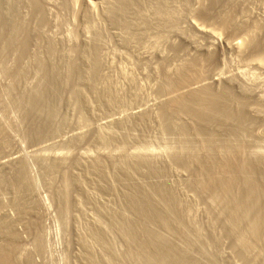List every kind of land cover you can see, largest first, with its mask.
Listing matches in <instances>:
<instances>
[{"label": "rangeland", "instance_id": "rangeland-1", "mask_svg": "<svg viewBox=\"0 0 264 264\" xmlns=\"http://www.w3.org/2000/svg\"><path fill=\"white\" fill-rule=\"evenodd\" d=\"M9 1L13 2L14 0L12 1L9 0ZM87 1L93 3V9L91 10L90 12L91 14H89V16L85 15L86 13L84 9V0H66V1L42 0L41 1L45 4V6L47 5L46 6V9L48 10L47 18H49L48 22L50 21L46 31L47 33L45 32V34L48 35L49 39H54V41H57L56 44H58L59 50H61L60 53H58L59 54L58 59L61 60L63 64L64 62L65 64L67 63V65H69V63L75 64V65L71 64L73 67L70 65L71 67L69 66L67 70L69 71L70 68L72 69V71L70 70L71 72L70 76H72L73 71L74 72L76 71L74 75L77 73V70L74 69H76L75 67L76 66L78 67L79 64H80L79 68L83 70L85 75V76L83 75V77L82 76L80 77V79L82 78L81 80H78L77 77H74V75L70 77L69 80H66L67 78L66 76L68 75L63 76L64 81L59 83L61 85V88L60 85L57 86L58 88H60V91H57V93H59L61 97L56 94L57 95L56 100L58 103H56L55 101L56 104L54 103L52 107L53 109H51L52 112L50 111L53 115L50 112L45 115L39 113V115H42L44 117L43 118L44 122L42 121V118L41 119L39 118L41 122H43V125L45 123L44 126H46L47 124L48 128H50L48 129L46 127L48 129V130L46 129L48 131L47 132L45 130V127H43V131H44L43 135L45 134L44 136L42 135L40 138L33 140V137L30 135L29 132L30 127L26 122L27 120L25 119L23 110L18 109L20 108L21 104L19 103V107L18 104L16 106V103H18L16 101L19 99L18 98L19 91L16 95V93L13 91H17V89L12 91L11 86L10 87L7 86L10 85V81L6 77V74H3L4 72V69L2 67L3 63L0 64V70L3 71V72L0 71V75H1L0 84H3L0 85V89L1 91L4 92V94L2 93V95L4 96L6 95L5 96L6 98L5 97L4 98L6 100H9L6 101L7 103H5V105H7L9 102L8 104L9 109H7L8 107L3 108L2 104L0 106V125L4 128L6 133V138L3 144V154L0 158V172L1 171L4 172V173L2 172L0 173V180H1L0 190L3 189V191H5V192L2 191L1 196L3 197L4 194L5 195L7 194L8 198L9 197L13 198L11 196L12 195L11 193H13L12 182L15 181L16 177L14 174H16L17 169L21 165L24 167L25 175L27 176L26 179H28L25 180V183L28 181L30 183L28 185H31V186H27L26 195L24 194L23 195L24 197H21L23 198L21 202H23L24 207L26 208L28 206V209L27 208L24 209L25 214H23V216L22 214L21 215L19 214V216H17L19 212H17V214L15 213L17 217L15 216V214L14 215L11 214V212L16 209L13 208L14 207L13 199L11 198H9L10 200L8 199L10 203L12 201L10 205V203L6 204L8 201H5L7 200L5 195L3 199L0 197L2 200L5 199L4 200L5 205L2 203V200L0 199L1 204L4 205V209L1 210L2 212L0 211V219L3 221L2 222L0 220L1 226L4 224V222L7 223L6 219H8V222L10 221L12 223L15 221L13 224L14 225L16 224L15 225L16 227L15 226L14 227L16 230L20 232L19 233L17 231L18 234L19 235L21 234L20 235L21 237L25 236V238L22 237L25 240L22 239L20 243L18 242V246L22 245L21 246L22 248H19L18 250L20 252L21 251L24 252V253L23 252L20 253V258L21 256L23 257L22 260L20 259L19 262L21 264L26 263L24 260L28 256L30 260H32V258H36V260L39 262L38 263L35 259H33L34 261H36L34 262L36 264H41V263L42 264H95V263L96 264H123V263L138 264L139 262L138 261L135 262L136 260L132 259L131 256H134V253L137 250H140L139 252H141L143 250L142 246H140V244H138V246H134V244L137 245L136 242L138 241H135L134 238L129 237V234L126 233L127 231L119 230V229H126L125 228L126 226H124L122 222V219L125 216H126L125 218H131V219L135 217L134 215L133 216L131 215L132 214L131 212H130L131 214L125 213V210H127V208L124 206L125 203L123 196L126 193L125 191H127V189L123 185L121 179L119 178H122L125 174L128 173L127 176L125 175L124 177H128V176L134 177L135 180L136 179L139 180V181L137 180L139 184H142L143 186L149 185L148 187L147 186L145 187L146 190H149V193L152 194L153 191H152V187L150 186V183L146 180V178H144L145 177L143 176L144 174L141 173L147 174L148 170L152 171L153 170L152 167H154L153 170L154 172L156 169V173L158 172L160 174L161 173L166 174L167 180L172 181V182L171 181L168 182L169 183L171 182L172 186L176 188L175 189L173 187L176 190L179 199L183 198L182 199L183 201L182 200L181 201L183 203H185L186 201L187 203V204L185 203V205L186 208L189 209L187 210V212L188 213L190 212V215L187 213L188 219L187 218L186 219L187 220L190 219L189 221L191 222L193 218L192 221V223L194 222L193 224L186 223L185 225L189 226L186 228L184 223L180 222L181 220L180 221L178 220L179 218H177V216L175 215L173 216H175L174 218L175 220L178 221L176 222L179 226L182 227L183 225V227L187 229V231H185L186 230L185 228L183 230V227L181 229L182 231H185V235H187V237L194 236L191 239L192 240L191 242H195L193 243V245L195 244V246L193 247L190 246L192 247L190 249L195 253V254L193 253L192 255L195 256L193 260H195L196 263L198 264H203V263L204 264H208V263L209 264L212 263L213 264H264V224L261 221V219L263 220L264 217L260 219L261 226H263L261 227L263 230V231L261 230L262 235H260L262 237V241L260 237L259 240L260 243L258 242L256 244L257 246L253 244V247L255 246L254 250L251 247L252 241H249L250 243L249 247L251 248L246 249V247H244L241 241L242 238L239 239V236H241L239 234L241 233L239 232L235 233L234 231L235 233L234 234L230 230V228H228L230 227L229 225L231 224H229V221L226 220L227 217H224L223 220V216L226 215H224V212H221L222 208L220 209V206H216V203L209 200L207 201L205 197L202 198L200 195L199 196L201 199H199L198 194H196L194 190L190 189V186H188L187 183V179H189L191 174L189 175L190 172L186 171L187 170L185 169L186 167L185 168L183 167V164H185L186 162H193L196 161L197 159L199 160L201 159L203 161L207 158V159H215V160L217 159L218 161L217 156H219V160L221 158L223 160V159H227L228 157L234 156V159L238 158L239 160L238 159L236 160H238L239 162H242L244 160L248 161L247 164L250 163L251 164L250 166H252V168L257 167L258 170L264 169V162H263L264 161V105H263L264 104V97H263L264 96V47H263L264 44H260L259 47L257 46L258 49L254 48V50L257 49V51L259 52L255 50V52L252 53L253 50L248 47L250 46L248 43L252 42V41L250 42V40H252V37L254 36L251 35L252 34L251 31L249 32L238 31V34L236 32L234 36L232 35V37L230 36L228 38H226V36L223 34L225 37L221 35V37L219 36V38L215 40L213 39L211 40V38L207 36L205 37L204 34L199 35L200 33L196 31L198 28L199 29L204 28V30L206 29V31L217 30L216 32L223 33L219 25L221 26V24H223L220 22L221 18L223 19L222 21L225 22V17L223 18V16L225 15L223 14L227 12H229L230 15H233L234 18L237 17L236 18L237 21L240 22L241 21L243 22L245 20L243 19L244 17L247 18L244 22L247 24L249 29L252 27L254 28L256 27L259 30L260 29L263 30L264 0H229V2L228 0H217V1L187 0L186 2L185 0H169V1L166 0V3H169V5L165 4L164 0H162L164 4H162L163 2L160 1L162 2L161 6L165 5L166 7L165 9H167L166 12L168 14L170 13L169 17L170 18L173 17V19H170L173 22L168 20L169 18L168 16L163 17L164 14L162 18L157 17V15H155L156 12L154 13V11H155V7L157 6L154 5L156 4L155 0L154 1L146 0V3L145 0L144 1L140 0L141 8H139L140 9L139 11L142 15L136 14L138 8L137 9L133 8L134 9L133 11L134 12L136 11V13L131 15L132 16L137 15V17L141 16L142 18L144 17V19H146L144 20V23L148 21V23H150L151 26L148 24L147 29L143 28L144 30L141 29L142 31L141 30L138 31V29H140L139 27L142 28L143 26L144 27L146 26L144 25L143 20L141 18H137L136 16H134L135 19L138 20V23L142 22L141 24L142 26H140L139 24L138 29L136 27L135 29L133 28L131 31L133 33L131 37L127 34L128 32L125 29L121 28L116 24L115 26H113L114 23L111 22L110 19L108 20L107 13L105 11L106 8L104 9L105 1L102 0H87ZM39 2H40L39 0H30L29 4H26L22 8V15L24 16L25 20L27 22H30L31 24L34 21L33 7ZM220 2H222L224 6H221L222 4H220ZM144 3L147 5H145ZM214 3L215 4L217 3V5L220 4L219 5L220 7L217 5L213 7L212 5ZM64 4L65 6H63ZM149 4L152 5L149 7ZM151 7L153 9H151ZM202 8L204 11H208V12L211 11L209 15L206 16L204 15L205 16L204 17L203 14L200 13L203 12ZM208 8L209 10H207ZM104 13L106 14L107 17L105 16ZM219 14L221 15V17ZM239 16L241 17L243 16L242 17L243 20H241V17L239 19ZM209 17L210 19H208ZM140 19L142 21H139ZM157 22L158 23L161 22V23L158 24ZM123 32L124 34H122ZM194 36H195V40L193 42L192 38L194 39ZM97 42L99 43V45ZM94 43H96L98 47ZM232 45L234 46L236 45L237 48L232 47ZM93 46L97 47V49L99 50L98 55H100V57L98 55L97 56L99 57L98 58V60L100 61L99 63H101L99 72L102 77V79H100V81L102 80L101 81L102 83H100L99 81L98 86L96 88L98 89V92L100 93L102 92V97H99L98 93L96 94V92L92 90L91 85H89L88 83V76H87L88 74L87 71L89 69L88 67H90L91 63L94 60V59L92 60V58H95L94 55L91 56L92 55L91 50H93L94 48ZM198 46H200L201 49ZM208 53L211 55L213 54V59H216V61L213 63V67L211 68L207 67L210 70L207 69L208 73H206V77H204V81H202V84L200 83V85L199 84L194 85L192 86V88L193 87L197 88L200 87L201 85L202 86L208 85L214 87L215 89H218L221 87L222 88L226 87L228 85L230 89L231 88L234 89V90L232 89V92L236 96L240 95L241 97L239 98L243 99L245 94L244 96H242L243 93L239 89L242 86L245 88L247 87V89L248 87L250 88L249 89L250 94L249 95L246 94L247 98L246 99L244 98V100L249 101L253 96L252 98L253 100L251 99L252 102L251 100L249 101L250 103L253 104V105L251 104L252 105L251 108H253L251 110L253 111H250L252 114L250 112L249 114H250V119L253 118L254 119L250 127L247 126L246 127L247 129L244 128L245 133L242 132L244 133L243 135H245V137L247 136L246 139L243 136L244 138L242 141L244 143L242 141L240 142L239 140L238 142L233 141L235 143L232 145L231 143L233 142L229 143L232 147L234 145L235 148L238 149L237 150L234 147L233 149H230L229 148L230 145L227 144L226 146L225 145L226 142L222 141L223 144L222 145L218 144L219 146L217 147H221V146L224 147L225 145L229 149V151H227L228 149L224 150L226 147L224 149L223 148L221 149L222 151L223 150L226 151V153L221 152L220 148L219 150L217 149L219 152L223 153V155L221 154L217 155L219 153L217 152L216 149L213 150V153L207 151L206 149H204L203 145H201V143H199L198 141H195L197 143L190 145L191 147L190 149L189 145H186V143L183 140L181 139L177 140V137L175 138L173 136H170L168 133L164 131L165 128H163V126L166 127V125L168 124H165L167 123V119L165 118V115H163V117L161 116V114H163L162 109L164 108V104L168 103L173 98L172 96H174L173 94L174 92L171 93V91H168L169 92L168 93L164 90L165 88L164 85L166 83L164 81L165 74L163 76V72L167 68H168L167 70H170L169 72L171 71L174 72L177 69H179V67H181L185 62H187L188 59L192 60L194 59V57L197 58L199 56L206 57ZM76 61L78 62L76 63ZM1 62L2 61L0 60V63ZM229 77L230 78L232 77L231 80L233 79L234 81L232 83L235 84H230L228 82V80L230 81ZM235 80L239 83H236ZM245 81L248 83V85ZM34 83L36 84V80L34 78L28 79V82L26 80L25 83L21 81L20 84L18 85L19 86L18 89L22 91L24 90V88L26 89H29V87L33 88L35 85ZM25 85H27V87H25ZM107 89L108 91L106 92ZM237 89L240 91H238ZM5 90L7 93H5ZM8 90L10 92H8ZM182 90H180L181 93ZM186 90L188 89L186 88ZM186 90H184L183 92L185 93ZM235 92L238 93L236 94ZM110 93L112 94V96ZM103 94L105 97L103 96ZM12 97L14 98V100ZM12 101H14V104H12ZM21 107L23 106L21 105ZM15 108L17 111L15 110ZM6 110H8L7 112L10 113L5 112ZM53 110L55 111L56 116ZM258 110L263 111V113H261L262 111L260 112L262 116H259L260 114L258 113L259 112ZM36 113L37 112H35V114ZM49 114H51V116ZM39 115H37V117ZM177 118L178 117L175 118L176 119L175 121V119L172 120L173 119L172 117L171 121L172 122L175 121L178 123L175 124L174 122L175 125L183 124L186 128L187 126H189L188 129H190L189 122H187L185 118L182 117L183 121H181V117L178 118L179 122L177 121ZM45 119L46 121L49 120L48 121L49 123L45 122ZM127 121H129V123ZM254 123L256 125L259 124L260 126L259 125L256 126ZM50 124L52 126H50ZM247 133L248 134L250 133L252 136H250V134L248 135ZM248 136H250L249 138L251 139V142L252 143L254 142L253 144H251ZM169 139H171V141L174 140L172 141L174 144L173 146L171 141L167 142L169 141ZM247 139L249 141H246ZM169 143H171L170 146ZM181 143H182V149L180 147ZM194 145L196 146V148H193L195 147ZM190 150L192 151L188 152ZM215 150L217 154L214 153ZM205 151H207V153ZM230 151L232 154H230ZM200 152L201 153L203 152L202 154L203 158H201L202 155ZM178 154L180 156L182 155L183 156L178 157ZM206 154L209 155V158ZM214 154H216L217 158H215ZM226 154L228 155L230 154V155L225 156ZM197 155L199 157H197ZM242 155L244 158L242 157ZM188 157L190 158L187 160L186 158ZM195 157H197L196 160ZM175 158L176 160L180 158L181 161L180 160L176 161ZM190 159H192V161ZM137 160L140 162H138ZM149 163L151 166L149 165ZM153 164L155 165L153 166ZM258 164H260L261 166ZM137 165L138 168L136 169ZM142 165H144L143 167H145L146 165L148 166H146L143 169ZM158 165L160 167H158ZM100 167L103 168L105 172L100 171L101 170ZM139 171L141 173H139ZM103 172L105 175L103 174ZM4 175L7 176L9 179L7 177H4ZM10 179L12 180V182ZM3 181L4 182L6 181V183L4 184ZM143 181L145 182V184ZM6 184L9 185V186L7 185L9 191L6 190L7 189ZM1 185L6 189L2 188ZM109 187L110 188L112 187L113 189L112 188L109 189ZM149 187L151 188L147 189ZM193 191L195 194L193 193ZM184 192L187 194V196L186 194L184 195ZM154 198H156L158 201L156 195ZM203 199H205L206 202H204L205 200ZM24 202H26L27 205H25ZM209 202L212 203L210 204ZM212 204L214 206H212ZM216 207L218 211L215 209ZM118 208L119 209L122 208L121 210L124 212L121 213ZM212 208L215 209L216 212ZM116 211L118 214L120 213V215H116L117 214ZM194 214H196L198 217L197 216L195 217ZM262 216H264V214ZM205 217L207 221L204 219ZM21 219L23 222H21ZM117 219H120V221L119 220L117 221ZM27 220L29 223L32 224V226L27 222ZM213 221H215L216 223L215 222L213 223ZM179 222L182 224H180ZM20 224H22V226L24 225L23 228L27 227L28 224V228H27L28 231H29V225L32 228H34L33 227L34 224L36 229L34 228L35 229V230L33 229L34 231H30L29 234H27L25 232L26 229H22V226L20 227ZM194 224L195 225L204 224L205 226L203 225H200V227L199 225L196 226L198 227L199 231L205 230L204 232L206 235L202 233L201 236L200 233L202 231H200L199 233L200 237H199L197 233L198 230H196L197 228ZM210 224H214V225H210ZM18 226L19 228L22 229V230L20 229L21 231L18 229ZM206 226H208L209 228H207ZM213 226L217 228L211 229ZM111 227L113 230L111 229ZM194 227L195 229H193ZM36 230L38 232H36ZM209 230L213 231V233L209 232ZM95 231H97V233ZM22 232L26 233L27 235L26 234L24 235ZM99 233H101V235ZM124 233H126L127 235H125ZM168 234L166 236H168ZM236 234L238 236H236ZM28 235L31 238L28 237ZM169 235L172 237L171 239L173 240L175 239L173 238L174 236H172L171 234ZM33 236L37 239L33 240L34 238ZM203 236L209 238L204 237V240L206 239L204 241L201 239ZM210 237H212V239ZM216 237H218L220 243L222 242L221 244L219 243ZM127 238L130 239L132 238V239L130 241ZM125 239L129 240L127 241L129 243H127ZM37 240H39L38 244L40 243L39 244L40 247L37 246L36 248L35 246H33L34 245L33 242L35 241L34 243H37ZM132 240L135 242H133ZM207 240L209 242H206ZM4 241H5L4 237L0 235V245H3L5 243ZM176 241L180 245L184 244V242L182 241H180L181 243H179L178 239ZM176 241L174 240V243ZM213 242H214V246H212ZM132 243L134 247L130 245ZM217 244H219V246ZM129 246L132 249L129 248ZM187 246L184 247L186 248ZM217 246L218 248L220 247L218 251H216L218 249ZM139 247H141L142 250ZM242 247L244 249H242ZM181 249H183V247ZM187 249L190 251L189 247ZM187 249L185 250L186 252L188 251ZM213 250L215 253L213 252ZM34 252L35 253L38 252V253L35 254ZM130 252H134V253L132 254ZM217 252H220V254L219 253L217 254ZM127 253L128 255L129 253L130 255L131 254L132 255L128 256ZM33 254L34 256L35 255L36 256L31 257V255ZM112 254L114 255L115 258L112 257ZM24 255H26V257H24ZM188 255L192 257L191 254ZM199 255L200 257H198ZM204 257L207 259H205ZM197 258L199 261L197 260Z\"/></svg>", "mask_w": 264, "mask_h": 264}, {"label": "bare ground", "instance_id": "bare-ground-1", "mask_svg": "<svg viewBox=\"0 0 264 264\" xmlns=\"http://www.w3.org/2000/svg\"><path fill=\"white\" fill-rule=\"evenodd\" d=\"M39 1L40 2L37 3L33 7V9H34V21L31 24L30 22H27L25 20L24 16L22 15V8L26 4H29L30 0H14L13 2H10L9 0H0V60L2 61L0 64L3 63L2 67H3L5 73L2 70H0V71H2L3 74H6V77L10 81V85H7V86H9V87L11 86L12 91L17 89V91H13V92L16 93V95H17V93L19 91V94H18V98L19 99L16 101L18 103H16V102L15 103H16V106L18 104V107H19V103L23 106V107H21V105H20V108H18V109L23 110V113L25 115V119L27 120L26 122H27V124L30 127L29 128L30 129L29 132H30V135L33 137V140L34 139H37V138H40L43 135V133H44L43 127H45V130L48 128V125L47 124H46V126H44L45 123L43 125V122H44L43 118L44 117L42 115H39V113L45 115V114L49 113L50 111L52 112L51 109H53L52 107H53L55 101H56V103H58L57 100H56V98H57L56 96L57 95L60 96L59 93H57V91H60V88H61V85L59 83L62 82V81H64L63 80V76L68 75V76H66L67 78L66 77H64V78H66V80H69V78L72 77L74 75V73L76 72V71L75 72L73 71L72 76H70V73H71L70 70L72 71V69L70 68L69 71H67V70H68L69 66L72 63H69V65H67V63L65 64V62H64V64H63V62L58 59V55H59L58 53H60L61 50H59L58 44H56L57 41H54V39H49L48 35L45 34V32L47 31L49 22H50V21L48 22V19L49 18H47L48 17L47 16V11L48 10L46 9V6L47 5L45 6V4L43 2H41L42 0H39ZM102 1H105L104 2V4H105L104 9L106 8L105 11L107 13L108 20L110 19V21L114 23V25L112 23L111 24L113 26H115V24H116V25L120 26L121 28L125 29L128 32L127 34L130 37L133 34L131 32L133 28L135 29V27H136L138 29V25L139 24H140V26H142L141 25L142 22L141 23H138V20H136L135 17H134V16L137 17V15L132 16L133 14L136 13V11L135 12L133 11L134 10L133 8H136V9L138 8L136 14H139V15L141 14L140 11H139L140 10L139 8H141L140 0H102ZM148 1H151V0H148ZM155 1H156L155 2L156 4H154V2H153L154 5H157V6L160 5L158 7L157 6L155 7V11H154V13L156 12L155 15H157V17H161L162 18L163 14H164L163 17H165V16H168L169 17V14L170 13L168 14L166 12L167 9H165L166 8L165 5L161 6V3L163 1L162 0H155ZM160 1H162V2H160ZM164 1H165V4L169 5V3H166V0H164ZM186 1L187 0H185V2ZM216 1H214V2H216ZM228 2H229V0H228ZM145 3H146V0H145ZM173 3H174V1H173ZM65 4H66V2H65ZM65 4L63 6H65ZM162 4H164V2ZM220 4H222V2H220ZM223 4H224V1H223ZM223 4L221 6H224ZM145 5H147V4H145ZM151 5L149 4V7ZM215 5H217V3L216 4L214 3L212 6L215 7ZM219 5H217V6H219ZM204 7H207V6H204ZM144 8H142V9H144ZM84 9H85V13H86L85 15L89 16V14H91L90 13L91 10L93 9V3H91L90 1H87V0H84ZM151 9H153V8L151 7ZM202 10H203V8H202ZM207 10H209V8ZM210 12L203 10V12H200V13L203 14V16L204 15L206 16V15H209ZM224 13H225V11H224ZM233 13H235V12H233ZM223 15H225V16H223V18L225 17V22L222 21L223 19L221 18V21L220 22L223 23V24H221V26L219 25V27H221L223 33L220 32L221 33L220 34V33L216 32L217 30H212V31L211 30H208V31H206V29L204 30V28L203 29L202 28H200V29L198 28L196 30V31H198L200 33V34L199 33L198 34L199 35H201V34L203 35L204 34L205 37L207 36V37L211 38V40L212 39L215 40V39L219 38V36L221 37V35H223V34L226 36V38H228L230 36L232 37V35L234 36V34H236V32L238 34V31H244V32L251 31L252 32L251 35H254V36L252 37V40H250V42L251 41L252 42L251 43H248L250 45L248 47L253 50V51L251 50L252 53L255 52V50L257 51V49H258V47H259L260 44H264V29L263 30H261V29L259 30L256 27L255 28L252 27V28L249 29V27L247 26V24L244 22L247 19L245 17L243 18L245 20L243 22L242 21L240 22V21H237V19H236L237 17L234 18V16L233 15H230L229 12H227V13H225ZM105 16H106V14H105ZM244 16H245V13H244ZM220 17H221V15H220ZM240 17L241 16H239V19H240ZM242 17H241V20H243ZM137 18H141L143 20V23H144V20H146V19H144V17L142 18L141 16H138ZM141 19L139 21H142ZM156 19H158V18H156ZM170 19H173V17H171V18L169 17L168 18V20H170ZM208 19H210V17ZM159 20H160V18H159ZM149 22H151V21H149ZM166 22H169V21H166ZM171 22H173V21H171ZM159 23H161V22H159ZM148 24L150 25V23H148V21L145 22L144 25L146 27H144V26L142 28L139 27L140 29H138V31L141 30V29H143V28H146L147 29ZM122 34H124V32ZM196 36H197V34H196ZM46 39H48V40H46ZM204 39H206V38H204ZM192 40L194 42L195 36H194V39L192 38ZM94 44H96V43H94ZM98 45H99V43H98ZM98 45H97V47H98ZM100 46H102V45H100ZM93 47H92L93 50H91L92 51L91 52L92 53L91 56L94 55L95 58H92V60L93 59L94 60H93L92 63L90 62L91 65H90V67H88L89 68L88 71H87V73H88L87 74V76H88V83H89V85H91L92 90L94 92H96V94L98 93L99 97H102V92L101 93L98 92V89L96 88L98 86V83H99L100 79H102L101 74L99 72L100 71V64L101 63H99L100 61L98 60V58L100 57V55H98V51L99 50L97 49V47L96 46H93ZM198 47H200V46H198ZM232 47H236V45L235 46L232 45ZM99 48H101V47H99ZM244 48H246V47H244ZM254 48H257V49L254 50ZM200 49H201V47H200ZM204 51H205V49H204ZM177 52H179V51H177ZM200 52H201V50H200ZM257 52H259V51H257ZM207 55H210V56H207ZM207 55H206V57H203V56H199L197 58L194 57V59H192V60L188 59L189 61L187 60V62H185L181 67H179V69H177L174 72H172V71L169 72L170 70H167L168 68L164 71L165 73L162 71L163 72V76L165 74V76H164V79L165 80L164 81H165L166 84L164 85L165 88L164 87H161V88H164V90L166 92H168V91H171V93L174 92L173 93L174 96H172L173 97L172 99L170 98L171 100L169 99L170 101L168 103L164 104V108L162 109L163 114H161V116L163 117V115H165V118L167 119V123H165V122L164 123L165 124H168V125H166V127H164L163 125H161V126H163V128H165L164 131L166 133H168L170 136H173L175 138L177 137V140L178 139L183 140L186 143V145H189V147H190V145H193V144L197 143L195 141H198L199 143H201V145H203L204 149H206L207 151H210V152L213 153V150L214 149H216V150L218 149L219 150V148H220V151L221 152H225L226 153V151H224V150H227L228 149V147H226L227 144H229V143H231L233 141H237L238 142V140L241 142L243 140V138L245 137V135H243L245 133L244 128H246L247 126L250 127L251 124L253 123V119L254 118L253 119H250V114H249L250 111H253V110H251V109H253V108H251L253 104L249 102L253 98V96L251 97V99L249 101L244 100V98L245 99L247 98L246 94H248V95L250 94L249 93L250 92L249 91L250 88L248 87V89H247V87L245 88V87H242V86L239 89L243 93L242 96H244V94L246 96V97L244 96L243 99L242 98H239V97H241L240 95L236 96L232 92V89L233 88L230 89V87H228V85L226 87H223V88L221 87V88H218V89H215L214 87H211V86H208V85H206V86L205 85L204 86L201 85L200 87H197V88H194L193 87L192 88V86H194V85H198V84L200 85V83L202 84V81H204V77H206V73H208V71H207L208 68L207 67H209V68L213 67V63L216 61V59H213V54L211 55V54L208 53ZM214 58H215V55H214ZM60 59H62V58H60ZM77 62L78 61H76V63ZM163 64H164V62H163ZM72 65H75V64L73 63ZM76 65H78V64H76ZM79 65H78V67L77 66L75 67L76 69H74V70H77V73L75 74L76 76L74 75V77H77L78 80H81L82 78L80 79V77L81 76L83 77L84 72H83V70H81V68H79ZM208 70H210V69H208ZM66 72H67V74H66ZM0 77H1V75H0ZM31 78H34L36 80V84L34 83L35 85H34L33 88H31V87H29V89L24 88V90H22V91L18 89V87H19L18 85L20 84L21 81H23L25 83L26 80L28 82V79H31ZM231 78H230V81L228 80V82L230 84H235V83H232L234 81H233V79L231 80ZM235 78H236V76H235ZM29 81H31V80H29ZM32 81H33V79H32ZM101 81H100V83H102ZM245 82H244V84H245ZM236 83H239V82L236 81ZM230 84H229V86H230ZM0 85H3V84H0ZM30 85H32V84H30ZM58 85H60V88L57 87ZM247 85H248V83H247ZM252 85H253V83H252ZM25 87H27V85H25ZM1 88H2V86H1ZM183 88H185V89H183ZM186 88L188 90H186ZM180 90H182V93L180 92ZM184 90H186L185 93L183 92ZM240 90H238V91H240ZM107 91H108V89L106 90V92ZM8 92H10V91L8 90ZM106 92H104V93H106ZM2 93L4 94V92L1 91V89H0V106L2 104V107L3 108H5V107L7 108L9 106L8 105L9 102H8L7 105H5V103H7L6 101H9V100H6L5 99L6 98L5 97L6 95L4 96V95H2ZM5 93H7L6 90H5ZM60 94H61V92H60ZM2 96H3V98L4 97L5 98L3 99ZM103 96H104V94H103ZM111 96H112V94H111ZM108 99H109V97H108ZM261 99H262V97H261ZM13 100H14V98H13ZM252 100H251V102H252ZM12 104H14V101H12ZM7 109H9V107ZM259 109H260V107H259ZM15 110H16V108H15ZM7 111L8 110H6L5 112H7ZM261 111L262 110H260L258 113L260 114ZM35 112H37L36 114L39 115L40 117L39 116L37 117V115L35 114ZM53 112L55 113L54 110H53ZM7 113H10V112H7ZM261 113H263V111ZM51 114H49V115L51 116ZM14 115H15V113H14ZM49 115H47V116H49ZM55 116H56V113H55ZM259 116H262V114H260ZM172 117H173V119H172ZM176 117H178V118L181 117V121H183L182 119L185 118L187 120V122H189L190 129H188L189 126H187V128H186L183 124L175 125V124H178L177 122H175L176 121V119H175ZM37 118L38 119L39 118L40 119L42 118V121L43 122H41V120L40 119L38 120ZM178 118H177V121H178ZM251 118H252V116H251ZM48 119H50V118H48ZM143 119H144V117H143ZM171 119L172 120L175 119V121L172 122ZM251 120H252V122H251ZM255 120H254V122H255ZM48 121H46V119H45V122L49 123ZM257 121H259V120H257ZM127 122L129 123V121H127ZM145 122H146V120H145ZM174 122H175V124H174ZM258 125H256V126H258ZM50 126H52V125L50 124ZM121 128H122V126H121ZM48 129H50V128H48ZM160 129H161V127H160ZM252 130H254V129H252ZM242 132H244V133H242ZM163 134H164V132H163ZM165 136H167V135H165ZM250 136H252V135L250 134ZM250 136H248V138ZM32 137H31V139H32ZM168 137H167V139H168ZM246 137H245V139H246ZM5 138H6L5 130L0 125V158H1L2 154H3V144H4V141H5ZM177 140H175V141H177ZM181 140H180V142H181ZM170 141H171V139H169V141H167V142H170ZM172 141H174V140H172ZM222 141H225L226 142V144H225L226 146L224 145V147H222V146L221 147H217L220 144L221 145L223 144ZM246 141H249V140L247 139ZM250 142H251V139H250ZM234 143L235 142L231 143V145L234 144ZM253 143L251 142V144H253ZM170 144L171 143H169V146H170ZM173 145L174 144L172 142V146ZM186 145H184V146H186ZM231 145L229 147L230 149H233V147L235 148L234 145H233V147ZM259 145H260V143H259ZM180 147L182 149V143H181V146ZM193 148H196V146L193 147ZM222 148L223 149L225 148V149L222 151L221 150ZM185 149H187V148H185ZM190 149H191V147H190ZM198 149H199V147H198ZM198 149H195V150H198ZM235 149H237V148H235ZM192 150H190L188 152H191ZM203 150H201V151H203ZM216 150L214 151V153L217 154V152H218L219 154H217V155H220V154L223 155V153L219 152L218 150L216 152ZM239 150H240V148H239ZM207 151H205V152L207 153ZM227 151H229V149ZM210 152H209V154H210ZM235 152H233V153H235ZM179 154H178V157H182L183 156V155L180 156ZM202 154H203V152L201 153V155ZM216 154H214V155H215V158L218 157V161H217V159L215 160V159H207V158L202 161L201 159L200 160L197 159V157H199L197 155V157H195V160L197 159L196 161H193V162H186L185 161L186 162L185 164H183L184 162L181 163V164H183V167L184 168L186 167L185 168V169H187L186 171H189L190 172V173L189 172H187V173H189V175L191 174L190 177H189V179H187L188 186H190V189L194 190L195 193L198 194V196L200 195L202 198L205 197V199L207 201L208 200L209 201H212V202L216 203V206H220V209L222 208L221 212H224V215H226V216H223V220H224V217H227L226 220H228L229 221V224H231V225H229L230 227H228V228H230V230L233 233H234V231H235V233L236 232L241 233L239 235H241L243 237L239 236V239L242 238L241 241H242L244 247H246V249L252 247L253 250H254L255 246H257L256 244L260 240V237H261L260 235H262L261 234V230H262L261 227H263V226H261L260 219L262 217H264V216H262L264 214V169H259L258 170L257 167H253L254 168L253 169L252 166H250L251 165L250 163L247 164L248 161H245L243 159L244 161L239 162L238 161L239 160L238 158H236L238 160L234 159V156H233L234 154L231 155L233 157H228V158L226 157L227 159H223V160L221 158L220 159L221 161H220L219 160V156L216 157ZM230 154H232L231 151H230ZM243 154H244V152H243ZM229 155L226 154L225 156H229ZM207 156L209 158V155H207ZM237 156H239V155H237ZM204 157H205V154H204ZM212 157H214V156H212ZM242 157H243V155H242ZM184 158H182V159H184ZM189 158L190 157H188L186 159L188 160ZM201 158H203V155H202ZM250 158H249V160H250ZM138 160H141V159H138ZM142 160H144V159H142ZM175 160H176V158H175ZM177 160H180V158H178ZM190 160L192 161V159H190ZM138 162H140V161H138ZM136 163H135V165H136ZM151 163H152V161H151ZM138 164H140V163H138ZM147 164H148V162H147ZM254 164H253V166H254ZM135 165H134V168H135ZM149 165H150V163H149ZM154 165L155 164H153V166ZM258 165H260V164H258ZM143 166L144 165H142V167ZM146 166H148V165H146ZM132 167H133V165H132ZM142 167H140V168H142ZM145 167H143V169ZM158 167H160V166L158 165ZM137 168H138V165H137L136 169ZM152 168L154 170V167H152ZM149 169H151V168H149ZM153 170L152 171H149L148 170V173L146 172L147 174L141 173L140 171H139V173L144 174L143 175V176H145L144 178H146V180L150 183V186L152 187V191H153L152 194H155L157 196L158 201H157L156 198H154L155 195H152L151 193H149V190H146V187L145 186H147V185L143 186L142 184H139V182H138L139 180L138 179L135 180L134 177H129V176L128 177H124L125 175L127 176L128 173L125 174V172H124L125 175L122 178H119V179H121L123 185L127 189V191H125L126 193L124 194L123 198H124V203H125L124 206L127 208V210L129 212L127 210H125V213L126 214L127 213H129V214L132 213L131 215L132 216L134 215L136 217V218L135 217L134 218L132 217L133 219H131V218H125L126 217L125 216L122 219V222H123L124 226H126L125 228L127 230L126 229H119V230H125V231H127L126 233L129 234V237H132V238H134L135 241H138V242H136L137 245L134 244V246H138V244H140V246H142V248L144 250V252H143L142 248L139 247L142 250L141 252H139L140 250H137L136 249L137 251L135 250L136 251L135 253L134 252H130L132 254L134 253V256H131L132 254L130 255V253H129V255L132 257V259H135L136 260V261L135 260H132V261H135V262L138 261L141 264H191V263L192 264H198V263L195 262V260H193L195 258V256L192 255L194 252L191 251V249H190L193 246H195V244L193 245V243H195V242H191L192 241L191 239L194 236L193 237H187V235H185V231H187L186 228L189 227V226H186L185 224L186 223H192V221H193V218H192L191 222L189 221L190 219L187 220L188 219V216H187V213L188 212H187V210H189V209L186 208V205H185L186 201H185V203H183L182 202L183 201L182 200L183 198L180 197L181 199H179V196H177V192L175 190L176 188L174 186H172V184H171L172 181L171 180H167L166 174H163V173L160 174L158 172L156 173V169H155V172ZM164 170H166V169H164ZM175 170H176V168H175ZM100 171H104L103 168H101ZM104 172H103V174H104ZM2 173H4V172H2ZM100 173H102V172H100ZM5 175H4V177H7ZM14 175L16 177L15 181L12 182V180L10 179L11 182H12V191H13V193H11L12 194L11 196L13 198H11V197H9V198L13 199V206L14 207L13 206H11V207H13L14 209L16 208V209L15 210L10 209V210H13L11 212V214H13V215L15 213L17 214V212H19L17 214V216H19V214L20 215L22 214V216H23V214H25L24 213V211H25L24 209H26V208L28 209V206L26 208L24 207L23 202H21L23 198H21V197H24L23 196L24 194L26 195L27 186H31V185H28V184H30L28 181L25 183V180H28V179H26L27 176L25 175V170H24V167L22 165L19 166V168L17 169L16 174H14ZM120 176H121V174H120ZM137 178H139V177H137ZM104 180H106V179H104ZM168 181H171V182L169 183ZM177 182H179V181H177ZM5 183H6V181L4 182V184ZM122 183H121V185H122ZM8 184H6V186ZM144 184H145V182H144ZM10 185H11V183H10ZM175 185H178V184H175ZM8 186H7V189H6V188L2 187V185H1L2 188H4V189H6V190L9 191ZM108 186H109V183H108ZM151 187H149L147 189H150ZM10 188H11V186H10ZM111 188L109 187V189H111ZM104 189H106V188H104ZM2 191H3V189L0 190V197L3 199L6 196V199L7 200H5V199L4 200L5 201H8L6 204H9L10 203L9 202L10 199L8 198V195L7 194L6 195L4 194L5 196L3 195V197H2L1 196L2 195ZM28 191H30V190H28ZM194 191H193V193H194ZM3 192H5V191H3ZM185 194L186 193L184 192V195ZM9 196H10V194H9ZM186 196H187V194H186ZM198 196H196V197H198ZM200 196L198 197L199 199H201ZM205 199H203V200H205ZM4 200H2V203L5 205V201ZM206 200L204 202H206ZM19 202H21V203H19ZM26 202H24L25 205H27ZM212 202H209V203L211 204ZM11 203H12V201H11ZM11 203H10V205H11ZM4 205H2L1 204V201H0V211L4 209ZM188 205H189V203H188ZM212 206H214V205L212 204ZM109 208H111V207H109ZM101 209H103V208H101ZM121 209H119L120 212L121 213L124 212ZM190 209H191V207H190ZM192 209H194V208H192ZM215 209L217 210V207ZM215 209H213V210H215ZM216 210H215V212H216ZM14 211H16V212H14ZM7 212H5V213H7ZM116 213H117V211H116ZM212 213H214V212H212ZM212 213H211V215H212ZM16 214H15V216H16ZM188 214L190 215V212ZM196 214H194L195 217L197 216ZM116 215H120V213L119 214L117 213ZM173 215L177 216V218H179L178 220L179 221L181 220L180 222H183L184 223V225H185L186 228L183 227V225H182V227H183V230H184V228L186 229L185 231H182L181 230L182 227L177 224L178 221L175 220V218H174L175 216H173ZM217 215H218V213H217ZM172 217L174 218L175 221L173 220ZM212 217H215V216H212ZM204 219L206 220V217ZM6 220H7V223L4 222V224H3L2 223L3 221L1 220L2 221L1 223L3 225L1 226V224H0V227H1L0 228V235L2 237H4V239H5V241H4L5 243L4 244L2 243L3 245H0V264H21L19 261H20V259L22 260V257L23 256H21V258H20V253L23 252V251L20 252L18 250L19 248H22L21 247L22 245L21 246L19 245L20 247L18 246V242L20 243V241L22 239H24L25 236H22V237H24V238H22L20 236L21 234L20 235L18 234L19 231L15 229V227H16L15 225L16 224L15 225L13 224L15 221L12 223L10 221L8 222V219H6ZM118 220L120 221V219H117V221ZM263 220L261 219L262 223L264 224ZM16 222H17V220H16ZM21 222H23L22 219H21ZM24 222H26V221H24ZM27 222H28V220H27ZM214 222L215 221H213V223ZM226 223H225V225H226ZM29 224H31V223H29ZM123 224H122V226H123ZM180 224H182V223H180ZM187 225H189V224H187ZM198 225H199V227H200V225L205 226L204 224H198ZM210 225H214V224H210ZM21 226H22V224H20V227ZM23 226H22V229H26L28 231V229H27L28 228V224H27V227H25V228H23ZM31 226H32V224H31ZM31 226L29 225V231L28 232L25 230V232L27 234H29L30 231H34L36 229L35 226H34V224H33V227L35 229L32 228ZM103 226H104V224H103ZM197 226H196V228H197L196 230H198V227ZM206 227L209 228L208 226H206ZM218 227H219V225H218ZM243 227H245V228H243ZM190 228H188V229H190ZM213 228L216 229L217 227H214L213 226L211 229H213ZM18 229L20 230L21 228H19V226H18ZM111 229H112V227H111ZM193 229H195V227ZM104 230H105V228H104ZM200 231H202V230H200ZM200 231L198 230V232H197L198 235H199ZM204 231H202L200 233L201 236H202V233L205 234ZM36 232H38V231L36 230ZM95 232L97 233V231H95ZM209 232H212L213 233V231H211V230H209ZM209 232H207V233H209ZM26 233H23V234L25 235ZM126 233H124V234L127 235ZM168 233L171 234L172 236H174L173 238H175L174 239L175 241L178 239L179 243H181L180 241H182V242H184V244H181L182 245L181 246L180 244H178L177 241H176L177 243L176 242L174 243V240L171 239L172 237ZM214 233H215V231H214ZM99 234L101 235V233H99ZM167 234L170 237L166 236ZM192 234H194V233H192ZM207 236H210V235H207ZM236 236H238V235L236 234ZM19 237H20V239H19ZM28 237H30V236L28 235ZM103 237H101V238H103ZM199 237H200V235H199ZM204 237H206V236H203L201 239L204 240ZM34 238H33V240H36L37 239V238H35V239ZM105 238H106V236H105ZM123 238H124V236H123ZM206 238H209V237H206ZM210 238L212 239V237H210ZM216 238L218 240V237H216ZM127 239H129L131 241L130 238H127ZM129 240H126V242L129 241ZM171 240H173V241H171ZM208 240H210V239H208ZM208 240L206 242H209ZM38 241L39 240H37V243H34L35 241L33 242V244H34L33 246H35L36 248H37V246L40 247V245H39L40 243L38 244ZM135 241H133V242H135ZM249 241H252L251 247H249L250 246ZM261 241H262V237H261ZM127 243H129V242H127ZM219 243H220V241H219ZM240 243H239V245H240ZM248 243H249V245H248ZM215 244H216V242H215ZM253 244H255L254 247H253ZM130 245L132 247H134L133 246V243L130 244ZM178 245H179V247H178ZM183 245L184 246H187L188 245V246L185 248ZM204 245H206V244H204ZM217 245L219 246V244H217ZM111 246H112V244H111ZM190 246H192V247H190ZM212 246H214V242H213V245ZM218 246H217V248H218ZM259 246H260V244H259ZM182 247H183L184 250L181 249ZM188 247H189L190 251L187 249ZM196 247H197V245H196ZM196 247H194V248H196ZM129 248H131V247L129 246ZM129 248H128V251H129ZM135 248H137V247H135ZM186 249L188 250L187 252L185 251ZM219 249H220V247L216 251H218ZM242 249H244V248L242 247ZM145 252H146V254H145ZM213 252H214V250H213ZM37 253H35V254H37ZM218 253L220 254V252H217V254ZM188 254H191L192 257H190ZM21 255H23V254H21ZM127 255H128V253H127ZM33 256H34V254L31 255V257H33ZM24 257H26V255H24ZM112 257H114L113 254H112ZM198 257H200V255ZM33 259L36 260V258H32V260H30L28 258V256L25 258V260L23 258V260L26 262L24 264H36L34 262H36L37 260L34 261ZM205 259H207V258H205ZM197 260H198V258H197ZM208 260H209V258H208Z\"/></svg>", "mask_w": 264, "mask_h": 264}]
</instances>
